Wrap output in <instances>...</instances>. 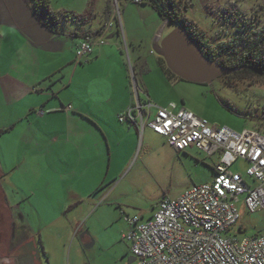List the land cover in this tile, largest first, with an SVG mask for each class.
<instances>
[{
  "label": "crops",
  "instance_id": "obj_1",
  "mask_svg": "<svg viewBox=\"0 0 264 264\" xmlns=\"http://www.w3.org/2000/svg\"><path fill=\"white\" fill-rule=\"evenodd\" d=\"M1 1L0 181L7 199L5 210L25 224L29 239H37L50 260L49 250L63 231L67 238L78 237L81 227L69 220L74 210L89 200L110 197L132 159L140 130L134 122L120 121L118 114L138 100L157 104L149 91L150 62L141 65L139 86L123 43L128 49L129 43L134 56L140 57L141 45L150 42L159 51L163 37L156 29L147 37L136 35L125 20L127 37H121V27L120 31L113 27L107 43L96 45L87 61L76 62L80 39L86 33H100L113 19L111 9L95 31L73 28L62 33L58 13L50 5L53 16L45 19L41 8L36 12L30 7L33 17L20 4ZM161 21L165 26L166 20ZM62 36L72 38L69 53L55 44ZM151 60L166 80L174 79L166 72L160 51ZM155 110L152 107L151 114ZM147 128L153 132L147 126L143 132ZM150 149L146 143L144 151ZM19 170L32 177L37 191L30 188L21 193L13 179ZM34 196L40 203L36 210L27 203ZM152 214L136 216L146 219ZM83 233V239L90 241L91 235Z\"/></svg>",
  "mask_w": 264,
  "mask_h": 264
},
{
  "label": "rangeland",
  "instance_id": "obj_2",
  "mask_svg": "<svg viewBox=\"0 0 264 264\" xmlns=\"http://www.w3.org/2000/svg\"><path fill=\"white\" fill-rule=\"evenodd\" d=\"M7 1L20 4L24 12L35 16L31 10L35 0ZM175 3L185 23L211 45L219 46L229 42L234 46L236 43L235 52L241 53L246 46L252 44L255 31L263 29L264 34V0H176ZM49 5L51 10L58 13L62 33L73 28H78L80 32L95 31L108 9L119 10L121 37H127L125 20H129V28L142 37L155 33V29L158 36L161 34L164 37L176 26L167 22L162 26L161 17L154 8L132 0H49ZM126 5L129 8L125 17ZM66 11L72 12V16L65 15ZM7 13L10 16V11ZM250 34L251 37L241 38ZM160 41L158 49L162 54ZM55 44L68 53L73 50L71 37L62 36ZM123 45L128 65L132 69L136 68L137 73L133 72L132 75L138 79L139 86L140 74H143L141 65L146 60L150 62L149 91L158 105L166 106L175 101L206 117L211 123L225 125L236 131L247 127L264 133V77L247 73L246 76H221L210 82H199L181 80L174 76L173 80L168 81L160 72L159 65L151 62L159 52L152 43L141 45L140 57L134 56L129 43V49L125 48V42ZM258 49L260 54H264V40ZM146 143L151 146L149 152L144 151ZM217 160V153L208 156L194 146L177 151L167 143L164 136L150 132L148 128L145 132L139 131L132 159L110 197L98 201L89 200L87 205L74 210L73 215H70L69 220L81 227L79 233L88 232L91 235L90 241L73 235L67 238V232L63 231L61 235L58 234L60 237L56 238L55 245L49 250L50 260L41 248L43 263L128 264L130 245L122 238V233L129 227L126 218L148 216L154 213L163 198H175L188 186L212 179V164ZM246 167L247 162L238 159L230 168L245 174ZM46 172L48 176L50 172ZM13 179L21 193L30 188L38 190L37 184L24 170L17 171ZM111 187L113 184L110 189ZM38 201L39 198L34 196L27 203L36 210L40 206ZM6 211L0 199V231L4 244L9 236V212ZM242 211L240 222L245 227L243 233L253 234L264 230V210L253 213L244 209Z\"/></svg>",
  "mask_w": 264,
  "mask_h": 264
},
{
  "label": "built area",
  "instance_id": "obj_3",
  "mask_svg": "<svg viewBox=\"0 0 264 264\" xmlns=\"http://www.w3.org/2000/svg\"><path fill=\"white\" fill-rule=\"evenodd\" d=\"M112 18L100 33L82 36L76 62L87 61L96 45L107 43L113 27L120 31L119 10L112 11ZM118 119L136 123L140 131L149 127L177 151L194 146L208 156L218 155L212 179L188 186L175 198H163L149 218H126L129 227L122 238L135 257L129 264H264V230L243 233L240 222L243 209L264 210L263 132L211 123L174 101L160 106L138 100ZM238 159L247 162L245 174L230 168Z\"/></svg>",
  "mask_w": 264,
  "mask_h": 264
},
{
  "label": "trees",
  "instance_id": "obj_4",
  "mask_svg": "<svg viewBox=\"0 0 264 264\" xmlns=\"http://www.w3.org/2000/svg\"><path fill=\"white\" fill-rule=\"evenodd\" d=\"M134 1V0H133ZM176 0H141L138 3H147L149 4L154 10L159 14V16L166 20L169 24H182L187 31L191 34L196 44L199 46L201 51L210 59L215 60L226 67L231 68H238L236 71L231 72L224 76L230 75H239V76H246L247 73H253L255 75L264 77V54H260L258 46L264 40V34L262 33L263 29H259L255 31V38L252 44L246 46V48L241 51V53H236L234 44L221 43L219 46L211 45L207 40L203 37H199L196 33L185 23L182 17L179 15L177 7H176ZM34 10L38 12V9L41 8L40 12L44 13V18L48 19L53 16V13L49 10V0H35ZM65 15L72 16V13L64 12ZM75 17V16H74ZM244 37H251L250 35L242 36ZM163 63L165 61L163 59ZM165 70L171 77H178L181 80H185L182 77L174 74L165 64ZM213 172L214 168L212 166ZM0 196L2 203L7 205V199L4 194V190L1 185L0 181ZM2 205V204H1Z\"/></svg>",
  "mask_w": 264,
  "mask_h": 264
},
{
  "label": "water",
  "instance_id": "obj_5",
  "mask_svg": "<svg viewBox=\"0 0 264 264\" xmlns=\"http://www.w3.org/2000/svg\"><path fill=\"white\" fill-rule=\"evenodd\" d=\"M163 58L167 67L185 80L210 82L218 77L236 71L207 57L182 25H176L160 41ZM135 257L130 255L128 262ZM0 264H4L0 257Z\"/></svg>",
  "mask_w": 264,
  "mask_h": 264
},
{
  "label": "flooded vegetation",
  "instance_id": "obj_6",
  "mask_svg": "<svg viewBox=\"0 0 264 264\" xmlns=\"http://www.w3.org/2000/svg\"><path fill=\"white\" fill-rule=\"evenodd\" d=\"M9 236L5 244L0 231V257L4 264H43L41 245L37 239H29L25 224L9 214ZM1 221V215H0ZM85 237L79 233L78 238ZM89 242V240L87 241ZM30 261V262H29Z\"/></svg>",
  "mask_w": 264,
  "mask_h": 264
}]
</instances>
